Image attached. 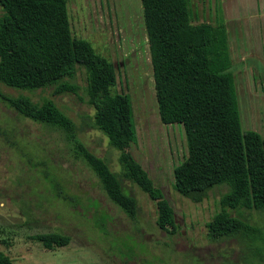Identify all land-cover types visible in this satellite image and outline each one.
<instances>
[{"label":"rangeland","instance_id":"1","mask_svg":"<svg viewBox=\"0 0 264 264\" xmlns=\"http://www.w3.org/2000/svg\"><path fill=\"white\" fill-rule=\"evenodd\" d=\"M189 1L193 22L203 18L201 21L221 24L218 15H224L241 128L264 138L262 0H236L233 14L238 9L249 20H244L241 30L229 11L232 0ZM66 7L72 34L112 61L115 88L127 93L131 101L135 141L128 151L161 190L177 228L172 234L158 229L154 201L121 176L137 205L136 218L127 217L106 197L92 172L73 157L58 131L19 116L0 99V252L15 264L235 261L241 247L238 240L210 242L205 229L219 209L218 199L226 186H213L201 202L190 201L172 187V168L186 154L183 130L178 123H161L157 115L140 0H66ZM72 81L78 87L75 93L52 94L51 88L22 93L33 100L52 99L79 128L77 134L85 147L120 174L119 151L91 126L93 108L87 102L83 71H76ZM0 92L18 93L1 84ZM53 184L60 190L58 195ZM230 214L259 227L264 238V210L242 208L230 210ZM37 234L43 238L37 240ZM49 239H58L59 244Z\"/></svg>","mask_w":264,"mask_h":264},{"label":"trees","instance_id":"2","mask_svg":"<svg viewBox=\"0 0 264 264\" xmlns=\"http://www.w3.org/2000/svg\"><path fill=\"white\" fill-rule=\"evenodd\" d=\"M140 6L158 118L183 130L186 154L172 168V187L201 202L210 188L224 184L219 209L205 223L208 240H238V258L230 264H264L261 229L230 214L242 208L264 210V138L241 128L224 29L193 22L189 0H140ZM0 7V84L18 91L0 92V99L19 116L58 131L73 157L127 217L136 218L137 205L121 176L154 201L157 228L174 233L172 208L128 151L135 141L130 98L115 88L112 61L72 34L66 0H0ZM78 70L93 108L91 126L119 151L120 174L85 147L79 128L52 99L33 100L22 93L46 88L52 94L75 93L72 80ZM53 189L60 193L55 184ZM49 242L59 244L58 239ZM0 264L15 263L0 252Z\"/></svg>","mask_w":264,"mask_h":264},{"label":"crops","instance_id":"3","mask_svg":"<svg viewBox=\"0 0 264 264\" xmlns=\"http://www.w3.org/2000/svg\"><path fill=\"white\" fill-rule=\"evenodd\" d=\"M253 2L256 3V0H253ZM189 3H190V1H189ZM261 3H262V5H264V0H262ZM234 6H235V7H238V6L236 5V0H232V2H231V6H230V7H231V10L229 9V11H230V12L232 11V16H233V17H236V19L238 20L239 25H240L239 29L241 30V27H243L244 20H247V21H249V20L247 19V17L240 15L238 9H236L235 12H234V14H233ZM218 16H219V18L222 20L220 25H221L222 27H225V22L223 21V17H224V15H223V14H222V15L219 14ZM224 19H225V17H224ZM239 19H240V20H239ZM201 20H203V18H200V19H199V21H201ZM216 24H217V23H216ZM223 29H224V28H223ZM224 30L226 31V29H224ZM225 31H224V32H225ZM241 32H242V31H241ZM225 38H226V36H225ZM226 47H227V39H226ZM256 55L258 56L257 53H256ZM256 55H255V56H256Z\"/></svg>","mask_w":264,"mask_h":264}]
</instances>
